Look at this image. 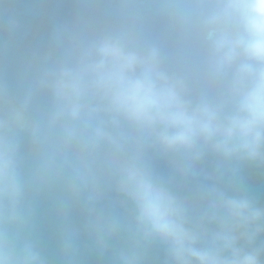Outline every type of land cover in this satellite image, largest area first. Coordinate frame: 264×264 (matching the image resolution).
Segmentation results:
<instances>
[{"label":"clouds","instance_id":"clouds-1","mask_svg":"<svg viewBox=\"0 0 264 264\" xmlns=\"http://www.w3.org/2000/svg\"><path fill=\"white\" fill-rule=\"evenodd\" d=\"M249 167L264 0H0V264H264Z\"/></svg>","mask_w":264,"mask_h":264},{"label":"water","instance_id":"water-1","mask_svg":"<svg viewBox=\"0 0 264 264\" xmlns=\"http://www.w3.org/2000/svg\"><path fill=\"white\" fill-rule=\"evenodd\" d=\"M245 176L249 184L260 194L261 203H264V170L249 167L245 170ZM74 219L77 223L80 222V215L78 212L75 214ZM37 223L42 247L49 259L55 264V258L57 255L56 237L47 204L41 205ZM86 264H108V261L107 259L101 261L94 255H86Z\"/></svg>","mask_w":264,"mask_h":264}]
</instances>
